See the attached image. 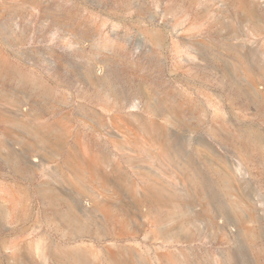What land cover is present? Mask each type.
Listing matches in <instances>:
<instances>
[{"label":"rangeland","instance_id":"374dc122","mask_svg":"<svg viewBox=\"0 0 264 264\" xmlns=\"http://www.w3.org/2000/svg\"><path fill=\"white\" fill-rule=\"evenodd\" d=\"M17 97L97 147L9 178L0 133V264H264V0H0V126ZM149 177L201 216L148 218Z\"/></svg>","mask_w":264,"mask_h":264},{"label":"crops","instance_id":"0c3cea01","mask_svg":"<svg viewBox=\"0 0 264 264\" xmlns=\"http://www.w3.org/2000/svg\"><path fill=\"white\" fill-rule=\"evenodd\" d=\"M17 98L19 101V97ZM20 114L8 115L7 122L0 126L6 149L3 174L9 178H37L40 164L33 159L41 157L44 147H53L52 155L61 157L65 170H70V158L79 156L78 150L72 148L97 147L87 142L83 145L82 142L72 139V119L69 113H53L34 107L26 108Z\"/></svg>","mask_w":264,"mask_h":264},{"label":"bare ground","instance_id":"6f19581e","mask_svg":"<svg viewBox=\"0 0 264 264\" xmlns=\"http://www.w3.org/2000/svg\"><path fill=\"white\" fill-rule=\"evenodd\" d=\"M136 106V105H135ZM137 107V106H136ZM164 115H166V113H163ZM177 154L181 156L182 152L181 150L177 149L176 150ZM152 162V161H151ZM155 163V161L153 162ZM152 163V164H153ZM191 163V162H190ZM151 164V165H152ZM157 165V162L155 163ZM192 164V163H191ZM95 166V165H94ZM191 166V165H190ZM193 167V166H191ZM90 168V167H89ZM96 168V167H95ZM74 170V169H73ZM98 170V169H97ZM96 170V171H97ZM196 170V169H195ZM94 171V169H93ZM154 171V170H153ZM198 173V172H197ZM152 178H148V184H146L147 186L146 187V190L144 191V195H145V201L148 203V218H151L154 214H157L158 216L162 215V214H167V212L169 213L170 217L171 218H174V220L178 221V218L179 217L180 219H182L183 216H188L190 215L191 218L193 217H198V216H201L200 213H198V209L197 206L192 204L190 205L191 203L190 202H187L191 196L190 193L191 191L189 190H186L185 188L182 189V188H179L177 185H175L176 187H172L173 189L169 188L168 186L165 188L163 186H161L159 184V182H155V180L153 182H150V180ZM153 180V179H152ZM151 180V181H152ZM227 180V178L225 177V181ZM169 181V180H168ZM227 182V181H226ZM168 184H171L170 182H167ZM200 186L202 187L203 190H206L208 193V202L213 199V195L211 194L209 188H210V183L206 180H201L200 181ZM185 191H188L189 192V195L187 194L188 192H184ZM198 191V190H197ZM202 191V190H201ZM199 192V191H198ZM181 193H186L185 196H186V199L184 198L183 200V195H181ZM196 193V192H194ZM194 195V194H193ZM192 195V196H193ZM196 195V194H195ZM189 196V197H188ZM188 197V198H187ZM195 198V197H194ZM197 198V197H196ZM192 199V197H191ZM106 200V199H105ZM187 200V201H186ZM192 201V200H190ZM123 202V201H122ZM195 202V201H194ZM103 203H105L104 205H102V207L100 206H96L95 207V210H97L98 212H101L103 211L106 215V217H111L112 215V212L114 211L113 208H112V203L108 202V201H104ZM193 203V202H192ZM196 203V202H195ZM110 204V205H109ZM114 204V203H113ZM121 204V203H120ZM124 204V203H122ZM144 204V203H143ZM98 205V204H97ZM100 205V204H99ZM124 208V207H122ZM123 210H126V209H123ZM142 210V209H141ZM81 212L83 213V215L85 216V220L88 221V223L84 224L83 227H74V232H81V231H85V232H88V233H91V226L89 225V223L93 222L94 219H95V216H96V213L97 212H94L92 213V211H87V210H81ZM205 215V214H204ZM203 215V218L210 223V224H213V220H211V216L208 218L206 216ZM208 215V214H207ZM147 216V215H145ZM143 216V218L145 217ZM209 216V215H208ZM69 219L73 222L74 220H77L78 218L75 217V215L73 216V214L69 215ZM112 220H116V221H119L118 218H116L114 215L112 216L111 218ZM145 219V218H144ZM202 220V217H199V218H195L191 220V222H198V221H201ZM181 221V220H180ZM156 223L154 224L153 222H150L151 225L153 226H157V228H160L161 230H167L169 229V227L162 221L160 220H157L155 221ZM116 225H118V223L115 222ZM124 226V225H123ZM144 226V224H143ZM180 229H182V225L179 227ZM199 228V227H198ZM93 230V228H92ZM124 232V231H123ZM64 253H62L63 255ZM68 254V253H66ZM61 255V257L59 256V258H62L63 256ZM55 258H58L56 257V255H54ZM69 257V261L68 263H65V264H76L74 262V260L78 263V264H90L89 260H88V255H84L83 253H80V252H75V254H72L71 256L67 255ZM100 260L97 261V263L99 262ZM109 261V260H108ZM103 262V261H102ZM95 263V264H97ZM101 264H107V263H101ZM108 264H126V263H123V262H120V261H109Z\"/></svg>","mask_w":264,"mask_h":264},{"label":"built area","instance_id":"2783aa9c","mask_svg":"<svg viewBox=\"0 0 264 264\" xmlns=\"http://www.w3.org/2000/svg\"><path fill=\"white\" fill-rule=\"evenodd\" d=\"M19 101L16 100V103L10 108L11 109V113L12 115H21L20 113H22L25 108L21 109V107L19 106ZM34 162H38V159H33Z\"/></svg>","mask_w":264,"mask_h":264}]
</instances>
